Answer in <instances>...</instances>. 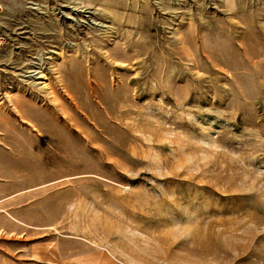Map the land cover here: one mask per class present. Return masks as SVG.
<instances>
[{
	"label": "rangeland",
	"instance_id": "374dc122",
	"mask_svg": "<svg viewBox=\"0 0 264 264\" xmlns=\"http://www.w3.org/2000/svg\"><path fill=\"white\" fill-rule=\"evenodd\" d=\"M0 6V264H264V0Z\"/></svg>",
	"mask_w": 264,
	"mask_h": 264
},
{
	"label": "built area",
	"instance_id": "2783aa9c",
	"mask_svg": "<svg viewBox=\"0 0 264 264\" xmlns=\"http://www.w3.org/2000/svg\"><path fill=\"white\" fill-rule=\"evenodd\" d=\"M1 6H0V52L5 48L7 45L8 40V32L4 27L3 19L1 16Z\"/></svg>",
	"mask_w": 264,
	"mask_h": 264
},
{
	"label": "bare ground",
	"instance_id": "6f19581e",
	"mask_svg": "<svg viewBox=\"0 0 264 264\" xmlns=\"http://www.w3.org/2000/svg\"><path fill=\"white\" fill-rule=\"evenodd\" d=\"M102 16H104V18H107V16L106 15H104V14H102ZM133 56V55H132ZM105 57V56H104ZM108 58V57H107ZM122 58V57H121ZM106 60H108V59H106ZM126 61V60H125ZM81 67H82V65H81ZM93 83H95V81L93 82ZM93 86V85H92ZM90 90V89H89ZM101 91V90H100ZM95 96V95H94ZM101 103V102H100ZM11 105L13 106V108L15 109L16 108V105H15V107H14V105L12 104V102H11ZM13 109V110H14ZM16 112H18V111H16ZM20 114V113H19ZM21 117H22V115H21ZM98 126V125H97ZM93 129V128H92Z\"/></svg>",
	"mask_w": 264,
	"mask_h": 264
}]
</instances>
